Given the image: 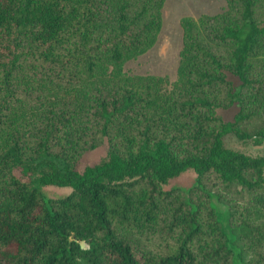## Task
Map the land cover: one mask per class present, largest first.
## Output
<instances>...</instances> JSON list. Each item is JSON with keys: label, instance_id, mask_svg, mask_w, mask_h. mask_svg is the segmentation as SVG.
<instances>
[{"label": "trees", "instance_id": "obj_1", "mask_svg": "<svg viewBox=\"0 0 264 264\" xmlns=\"http://www.w3.org/2000/svg\"><path fill=\"white\" fill-rule=\"evenodd\" d=\"M226 1L171 81L125 70L166 0H0V264H264V154L226 142H264V0Z\"/></svg>", "mask_w": 264, "mask_h": 264}, {"label": "rangeland", "instance_id": "obj_2", "mask_svg": "<svg viewBox=\"0 0 264 264\" xmlns=\"http://www.w3.org/2000/svg\"><path fill=\"white\" fill-rule=\"evenodd\" d=\"M226 8V0H166L163 9V25L156 44L146 53L126 62L125 70L129 74H155L168 76L171 81L175 80L183 46L181 19L184 16L198 18L202 14H216ZM226 142L228 146L253 155L264 154V142L257 145L250 140L243 141L233 135H228ZM103 152L102 148L87 153L82 158L80 167L95 161ZM46 191L48 194H62L69 192L70 188L49 187ZM215 204L219 212L228 213L229 198L215 199Z\"/></svg>", "mask_w": 264, "mask_h": 264}]
</instances>
